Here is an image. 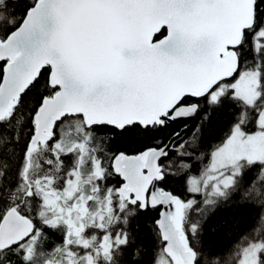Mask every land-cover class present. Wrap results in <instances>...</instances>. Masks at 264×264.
<instances>
[{"label": "snow or ice", "instance_id": "1", "mask_svg": "<svg viewBox=\"0 0 264 264\" xmlns=\"http://www.w3.org/2000/svg\"><path fill=\"white\" fill-rule=\"evenodd\" d=\"M0 264H264V0H0Z\"/></svg>", "mask_w": 264, "mask_h": 264}, {"label": "trees", "instance_id": "2", "mask_svg": "<svg viewBox=\"0 0 264 264\" xmlns=\"http://www.w3.org/2000/svg\"><path fill=\"white\" fill-rule=\"evenodd\" d=\"M227 120H228V111H218L215 113L210 114L209 119L205 121L203 124L201 123V118L196 117V125L194 128H192L185 136L184 138L187 139L191 137L192 133L196 131L197 128L202 127V142L205 147V150L209 148V146L213 145L214 143L218 142L219 139L222 137L224 130L227 127ZM183 128L182 125H175L170 124L169 127L161 134V137L163 139H168L170 137V134L179 133L181 129ZM114 147H122V144L117 141ZM195 171V169H194ZM165 187L168 190L173 191L174 193L178 195L184 194V187L183 184L180 182H177L176 179H172L167 182ZM236 214L235 209H221L220 214L216 217V220H220L224 217H231L232 215ZM253 214L252 209L246 210V212H242L240 216L244 215H251ZM152 219L151 216L145 217L141 216L139 220L136 222V229L139 235V239L144 242H150L151 241V235L149 234L148 228L150 227V224L148 223ZM239 219V217H238ZM213 235L217 236V242L226 243L227 238L230 236V233L227 232H221L218 235L216 233H213Z\"/></svg>", "mask_w": 264, "mask_h": 264}, {"label": "water", "instance_id": "3", "mask_svg": "<svg viewBox=\"0 0 264 264\" xmlns=\"http://www.w3.org/2000/svg\"><path fill=\"white\" fill-rule=\"evenodd\" d=\"M172 124L175 125H182L183 128L179 133H181V136L184 138V136L196 125V117L187 118V123H185L184 119L178 120L173 122Z\"/></svg>", "mask_w": 264, "mask_h": 264}]
</instances>
